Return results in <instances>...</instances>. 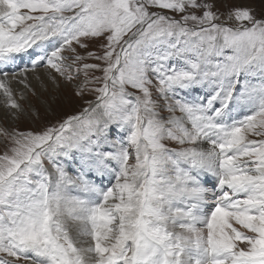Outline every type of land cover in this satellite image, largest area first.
<instances>
[{
	"label": "snow or ice",
	"instance_id": "6c2138e0",
	"mask_svg": "<svg viewBox=\"0 0 264 264\" xmlns=\"http://www.w3.org/2000/svg\"><path fill=\"white\" fill-rule=\"evenodd\" d=\"M213 8L0 0L4 105L41 68L94 97L0 128V264H264V15Z\"/></svg>",
	"mask_w": 264,
	"mask_h": 264
},
{
	"label": "rangeland",
	"instance_id": "374dc122",
	"mask_svg": "<svg viewBox=\"0 0 264 264\" xmlns=\"http://www.w3.org/2000/svg\"><path fill=\"white\" fill-rule=\"evenodd\" d=\"M209 2L214 3L213 10L217 11L221 16V20L218 22H225L230 26L234 22L227 20V14L235 7H249L254 10V14L257 17L264 15V0H209ZM88 43L90 50H95L98 47V42L96 41H89ZM78 51L83 52L84 50L78 49ZM40 70L43 69L41 68ZM75 89V83H68L59 77L53 83L44 74L41 80H37L34 83L33 88L29 87L26 93L20 92L19 96H16L18 103L19 99L21 100L22 105H20L23 111H13L6 107L5 109L8 110V113L3 114V110H0V128L8 131L14 129L22 131L40 129L45 125L56 124L69 115L79 113L86 106L85 101L94 97L87 92H85L83 97L77 96L75 95ZM21 93H23V99L20 98ZM4 143V138L0 136V153L4 151ZM21 264H24V262L21 261Z\"/></svg>",
	"mask_w": 264,
	"mask_h": 264
},
{
	"label": "bare ground",
	"instance_id": "6f19581e",
	"mask_svg": "<svg viewBox=\"0 0 264 264\" xmlns=\"http://www.w3.org/2000/svg\"><path fill=\"white\" fill-rule=\"evenodd\" d=\"M19 63V62H18ZM39 73H43V70H38V72L37 73H29L28 74V78H27V81H26V83H28L29 85H30V88H33L34 87V83H36L37 82V79H36V75L37 74H39ZM46 78H47V75H46ZM45 80V79H44ZM39 83V82H38ZM41 83H42V81H41ZM39 85V84H38ZM41 85V84H40ZM58 85V84H57ZM11 87L13 88V92H14V95H15V97L20 93V92H24V93H26L27 92V90H28V88H25L22 84H19L18 82H16V81H12V83H11ZM36 94V93H35ZM25 95V94H24ZM19 96V95H18ZM30 96V95H29ZM16 99H17V97H16ZM24 99H27V98H24ZM24 102V101H23ZM19 104H21L22 105V103H21V100L19 99ZM4 103H3V97H2V95H0V110L2 109L3 110V114L4 113H8V110L7 109H5L6 108V106L4 105ZM24 109V108H23ZM10 110H13V111H17V110H14V109H10ZM23 111V110H22ZM1 115V114H0ZM17 116V115H16Z\"/></svg>",
	"mask_w": 264,
	"mask_h": 264
}]
</instances>
